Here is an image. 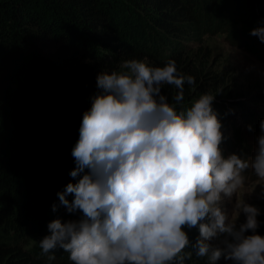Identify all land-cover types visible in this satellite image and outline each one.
Listing matches in <instances>:
<instances>
[{
  "label": "clouds",
  "instance_id": "9594fccd",
  "mask_svg": "<svg viewBox=\"0 0 264 264\" xmlns=\"http://www.w3.org/2000/svg\"><path fill=\"white\" fill-rule=\"evenodd\" d=\"M250 35L264 43V27ZM120 68L98 75L100 91L83 113L71 153L76 167L69 175L79 179L57 193L67 212L82 218L51 221L41 254L53 261L61 248L72 264H185L193 253L207 264H264L260 209L243 199L249 168L264 198V119L254 155L225 158L215 95L185 106V84L194 88L196 81L178 73L175 60L149 66L131 59ZM164 85L176 90L171 103ZM233 197L229 213L222 205ZM241 213L246 221L237 224ZM193 228L195 243L185 231Z\"/></svg>",
  "mask_w": 264,
  "mask_h": 264
},
{
  "label": "trees",
  "instance_id": "16d2710c",
  "mask_svg": "<svg viewBox=\"0 0 264 264\" xmlns=\"http://www.w3.org/2000/svg\"><path fill=\"white\" fill-rule=\"evenodd\" d=\"M195 7L193 0H0V204L18 207L12 228L19 235L36 226L37 205L31 196L46 155L69 145L73 149L79 140L83 113L100 91L98 75L146 56L154 66L172 59L178 73L187 70L181 56L159 61L149 49L158 42L187 38L195 24ZM49 43L59 46L54 56L43 52ZM188 75L195 78L197 89L219 91L210 75ZM175 92L172 86L161 88L170 103ZM191 97L192 87L185 84V103ZM212 108L225 126V109L216 104ZM233 145L231 152L236 148L237 155L248 158V144L241 140ZM48 194L52 208L60 205L56 193ZM257 219L256 234L264 236V217ZM184 251L191 252V246ZM0 264L72 262L47 263L20 248L0 245ZM185 264H207V258L193 253Z\"/></svg>",
  "mask_w": 264,
  "mask_h": 264
},
{
  "label": "rangeland",
  "instance_id": "374dc122",
  "mask_svg": "<svg viewBox=\"0 0 264 264\" xmlns=\"http://www.w3.org/2000/svg\"><path fill=\"white\" fill-rule=\"evenodd\" d=\"M196 7L193 14L196 18L192 25L193 31L187 38L170 39V44L156 43L158 49L150 47V53L159 61L173 56H181L184 72L201 75H210L217 79V90L210 89L208 92L192 87L193 97L185 103L190 106L194 99L201 94L211 93L215 95L213 104L225 109V126L221 131L224 140L220 148L225 158L236 152L230 151L234 142L243 140L248 144L250 153L248 158L254 155L257 137L260 134L259 122L264 119V43H261L256 36L250 35L253 29L264 27V0H193ZM43 52L47 56H54L59 46L47 44ZM149 66H154L153 61L146 56L141 59ZM123 63V62H122ZM121 63V64H122ZM120 64V65H121ZM119 68L117 71L121 70ZM174 89V87H173ZM251 125L252 130H248ZM228 142V143H227ZM72 145L67 149L57 151L50 150L46 155V162L42 163L37 180L33 184L31 201L37 205L36 216L34 217L33 228L24 230L19 235L18 231L12 228V222L17 216V208L11 207L8 203L0 204V245L4 247H16L26 251L30 257L37 258L47 263H58L60 261L71 262L69 254L63 249L54 250L56 257L48 261L47 256L42 255L39 242L47 235H50L47 225L55 220L61 222L69 220L77 221L82 218V213H68L63 205H57L53 211L52 205L48 202L49 192H62L68 183H76L79 177L73 179L69 173L76 167L72 156ZM247 158V159H248ZM245 188L243 199L246 203L260 209V215L264 217V198H261L262 185H258V178L253 175L249 168L244 173ZM46 192V195H45ZM35 195V196H34ZM72 196V195H71ZM74 197H71V201ZM40 200V202H37ZM224 201L222 207L231 213L232 204ZM17 206V204H15ZM246 217L241 213L237 224L244 223ZM41 227L38 231L37 226ZM27 227V226H26ZM188 237L193 234L199 236L197 228L185 229ZM196 239H190L195 243ZM216 244L217 241H212ZM51 254V253H50ZM217 264H231L221 258Z\"/></svg>",
  "mask_w": 264,
  "mask_h": 264
}]
</instances>
